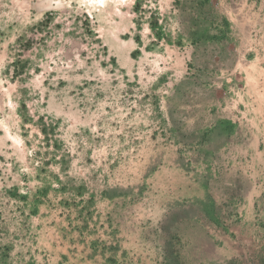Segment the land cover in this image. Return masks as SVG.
<instances>
[{
	"label": "rangeland",
	"instance_id": "374dc122",
	"mask_svg": "<svg viewBox=\"0 0 264 264\" xmlns=\"http://www.w3.org/2000/svg\"><path fill=\"white\" fill-rule=\"evenodd\" d=\"M105 1L0 0V264H264V0Z\"/></svg>",
	"mask_w": 264,
	"mask_h": 264
},
{
	"label": "crops",
	"instance_id": "0c3cea01",
	"mask_svg": "<svg viewBox=\"0 0 264 264\" xmlns=\"http://www.w3.org/2000/svg\"><path fill=\"white\" fill-rule=\"evenodd\" d=\"M245 33L246 31L243 30V34ZM243 38L244 37H242V40ZM213 44L217 45L218 49L216 51H212ZM206 45L209 46L207 49L209 52L208 57H212L219 65V70H217L218 73L216 75L217 80L234 81L238 78L237 75L242 74V72L244 74L247 72L251 75L253 71V74L264 71V54H262L259 60H256L258 56L256 45L242 43L241 41L234 42L221 39L217 42H208ZM252 51H254V54L251 53ZM214 123L215 122H213V124ZM159 224L161 225L157 228V233L164 230L165 223L162 224L160 221ZM157 225L154 226L157 227Z\"/></svg>",
	"mask_w": 264,
	"mask_h": 264
},
{
	"label": "bare ground",
	"instance_id": "6f19581e",
	"mask_svg": "<svg viewBox=\"0 0 264 264\" xmlns=\"http://www.w3.org/2000/svg\"><path fill=\"white\" fill-rule=\"evenodd\" d=\"M100 4H105V0H99Z\"/></svg>",
	"mask_w": 264,
	"mask_h": 264
}]
</instances>
